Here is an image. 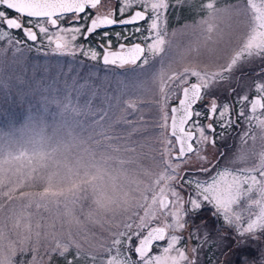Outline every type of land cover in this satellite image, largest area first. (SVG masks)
Masks as SVG:
<instances>
[{
    "label": "snow or ice",
    "instance_id": "snow-or-ice-1",
    "mask_svg": "<svg viewBox=\"0 0 264 264\" xmlns=\"http://www.w3.org/2000/svg\"><path fill=\"white\" fill-rule=\"evenodd\" d=\"M193 2L119 0L118 19L112 0H0V95L30 106L0 128V264H200L205 248L213 264H264V0H199L170 31V9ZM118 25L132 42L77 43ZM32 52L98 61L114 87L94 105L95 87L25 80ZM209 205L220 228L204 220L178 246Z\"/></svg>",
    "mask_w": 264,
    "mask_h": 264
},
{
    "label": "rangeland",
    "instance_id": "rangeland-1",
    "mask_svg": "<svg viewBox=\"0 0 264 264\" xmlns=\"http://www.w3.org/2000/svg\"><path fill=\"white\" fill-rule=\"evenodd\" d=\"M223 2H228V0H223ZM198 3L199 0H194L193 5L190 7L185 6L179 9H170L167 22L169 30L171 31L175 28L182 27L185 23H190L197 18L194 8ZM77 43H81L79 38ZM7 55L10 56L11 52L7 53ZM51 59L52 58L44 57L35 52L29 53L27 60L22 66L16 69L15 74L22 75L25 80L33 82L41 80L46 82L50 78L59 75L61 85L65 79H67L69 83L76 81L77 85H84L83 90L87 94H90V88L95 87L98 89L99 94L97 98L94 99V105L101 104V97L104 94L105 87H107L109 91L114 87L113 84L108 83L112 79L111 75L108 74L106 81L103 68H98L97 64L93 63L91 60L88 62L89 60L85 59L82 55H78L75 59L68 57L55 58L56 60H59L58 65L52 64ZM81 61L82 63H80ZM246 81L247 79H245V82ZM29 107L28 103L19 102V97L16 95L15 89H13L7 99L0 95V128L7 130L10 122L16 127H19L20 124L23 123ZM205 154L209 159H212L215 156V151L211 147H208ZM191 166L199 167V162L193 158ZM178 234L182 237L181 244L178 246L185 248L193 247L192 236L188 235V227ZM194 238L197 239V237H193V239ZM155 250L156 249H154V251ZM203 254L204 253L202 252V256ZM189 255H191V253H189ZM201 258L203 259V257ZM56 264H64V262L62 259H59Z\"/></svg>",
    "mask_w": 264,
    "mask_h": 264
},
{
    "label": "flooded vegetation",
    "instance_id": "flooded-vegetation-1",
    "mask_svg": "<svg viewBox=\"0 0 264 264\" xmlns=\"http://www.w3.org/2000/svg\"><path fill=\"white\" fill-rule=\"evenodd\" d=\"M112 5L113 7L116 9V18H121L120 17V14H119V11H118V7H119V0H112ZM136 10L135 8H133L132 10H130L127 14V15H131L132 14V11ZM88 11H92V10H88ZM141 25H144L145 22H140ZM125 27H128V28H131V27H134V26H116V27H113L111 30L109 29H101V30H98L97 33L93 34L92 36H90L88 38L87 41L84 40L83 36L79 37V40H81V43L80 44H84L86 46L90 45V46H93V47H97L98 44L100 43H106V40L103 39L101 37V33L103 31H110L111 34L110 36L108 37V39H110L112 41V48L113 50H115L118 46V43L120 42H124V43H130L132 42V38H130V40L128 41H117L116 39V36H115V32L119 31L121 32V34L123 35L124 34V28ZM139 35V34H137ZM136 42H139V41H136ZM28 43H32L30 41H28ZM97 50L100 51L102 53V49L98 48L97 47ZM86 59V58H85ZM90 62V60L88 61ZM95 64H97L98 68L102 69L103 66L102 64H100L98 61L97 62H93ZM256 70L255 66L251 67V68H246V72L248 73H254ZM116 71L118 72H124V71H127V68L125 69H116ZM245 79H247V77H245ZM250 82L248 79L247 81L245 82L246 84L245 85H250ZM244 85H242L243 87ZM250 98L252 95H254L255 93L254 92H250ZM231 100L232 97H228V96H221V101L223 100ZM204 103H207V101H205ZM197 107H203V105H198ZM239 109V105H236V104H233V108H232V116L235 117L236 116V113ZM246 126V125H245ZM240 130L238 128H234L228 135L229 137L231 138H226L224 141L222 142H219L218 143V146L216 149H212L215 151V156L212 158V160H215L216 157L218 156L219 152L220 151H228L229 149H231L235 144L238 143V140H237V134ZM204 209V208H203ZM205 209H208L207 211H200V213L198 215H195V216H188L187 219L189 221V224H188V230H189V236H192L191 233L193 231L194 228H196L198 225L201 224L202 221L206 220L208 221V227L212 230H215V229H218L220 228V226L222 225V220H218L214 215V209L209 205V206H206ZM213 234H215V231H213ZM192 246H195L196 243H197V239L194 238L193 239V236H192ZM204 254H203V259L201 258V261H200V264H213V261L216 259V256H218L219 254L218 253H215L214 250L212 248H205L203 251H202ZM250 254L252 255H255V251H254V246H253V249H250L249 250ZM238 257H235L233 256L232 259L233 260H236Z\"/></svg>",
    "mask_w": 264,
    "mask_h": 264
},
{
    "label": "trees",
    "instance_id": "trees-1",
    "mask_svg": "<svg viewBox=\"0 0 264 264\" xmlns=\"http://www.w3.org/2000/svg\"><path fill=\"white\" fill-rule=\"evenodd\" d=\"M207 210H208V209H205V208H204V209H202V211H207Z\"/></svg>",
    "mask_w": 264,
    "mask_h": 264
},
{
    "label": "water",
    "instance_id": "water-1",
    "mask_svg": "<svg viewBox=\"0 0 264 264\" xmlns=\"http://www.w3.org/2000/svg\"><path fill=\"white\" fill-rule=\"evenodd\" d=\"M119 26V25H118ZM114 27H116V26H114Z\"/></svg>",
    "mask_w": 264,
    "mask_h": 264
}]
</instances>
